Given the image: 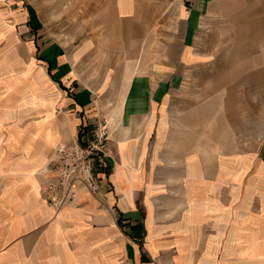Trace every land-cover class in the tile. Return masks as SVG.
<instances>
[{
    "label": "crops",
    "instance_id": "crops-1",
    "mask_svg": "<svg viewBox=\"0 0 264 264\" xmlns=\"http://www.w3.org/2000/svg\"><path fill=\"white\" fill-rule=\"evenodd\" d=\"M70 1L80 38L0 73V264H264V0ZM248 117L259 148L231 149ZM99 122L101 193L53 203L59 147Z\"/></svg>",
    "mask_w": 264,
    "mask_h": 264
},
{
    "label": "rangeland",
    "instance_id": "rangeland-1",
    "mask_svg": "<svg viewBox=\"0 0 264 264\" xmlns=\"http://www.w3.org/2000/svg\"><path fill=\"white\" fill-rule=\"evenodd\" d=\"M24 2L30 11L29 17L35 21V30L31 35L22 32L21 25H16L12 19L0 13V73H3L2 77L10 76L11 71L25 73L32 65L34 68H40L41 65L45 67L39 52L42 45L41 41L38 45L39 38L43 37L45 40L53 37L61 40L72 38L76 41L81 35L79 7L73 9V14H70V0H24ZM32 4L35 6L32 7ZM5 6L7 8L8 4ZM70 26L73 28L70 29ZM76 47L77 45H72L67 49ZM258 98L264 101V94L262 93ZM251 121H253L252 117H248L245 131L235 134L234 137L231 136L232 139L234 138L230 141L231 149L259 148V141L256 145L250 140L255 129ZM262 140L264 142V133Z\"/></svg>",
    "mask_w": 264,
    "mask_h": 264
},
{
    "label": "built area",
    "instance_id": "built-area-1",
    "mask_svg": "<svg viewBox=\"0 0 264 264\" xmlns=\"http://www.w3.org/2000/svg\"><path fill=\"white\" fill-rule=\"evenodd\" d=\"M108 140L107 124L99 122L89 125L80 141L59 148V158L53 166L57 178L53 203L62 205L73 199L81 186L91 193H101Z\"/></svg>",
    "mask_w": 264,
    "mask_h": 264
},
{
    "label": "trees",
    "instance_id": "trees-1",
    "mask_svg": "<svg viewBox=\"0 0 264 264\" xmlns=\"http://www.w3.org/2000/svg\"><path fill=\"white\" fill-rule=\"evenodd\" d=\"M85 132H82L81 135H84Z\"/></svg>",
    "mask_w": 264,
    "mask_h": 264
}]
</instances>
